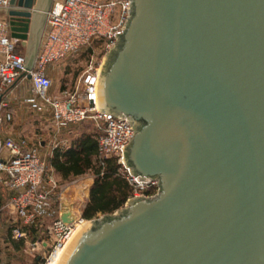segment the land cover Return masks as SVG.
Wrapping results in <instances>:
<instances>
[{
    "label": "water",
    "instance_id": "1",
    "mask_svg": "<svg viewBox=\"0 0 264 264\" xmlns=\"http://www.w3.org/2000/svg\"><path fill=\"white\" fill-rule=\"evenodd\" d=\"M51 3L8 2L20 79ZM96 98L130 117L123 162L158 193L87 220L56 264H264V0H130Z\"/></svg>",
    "mask_w": 264,
    "mask_h": 264
},
{
    "label": "built area",
    "instance_id": "2",
    "mask_svg": "<svg viewBox=\"0 0 264 264\" xmlns=\"http://www.w3.org/2000/svg\"><path fill=\"white\" fill-rule=\"evenodd\" d=\"M8 2L0 0V10L7 7ZM129 7L130 0H52L33 65L27 71L29 78H25L34 95L28 105L32 111L49 115L52 123L48 140L50 152L67 143L66 139L59 138L61 132L84 121L93 123L99 130L97 156L100 164L106 158L116 159L119 173L133 186L128 199L152 198L158 193L157 181L138 179L123 162V150L134 134L130 117L100 110L96 98L104 56L99 61L95 59L93 47L99 46L107 52L115 44L127 21ZM16 48L17 41L10 37L7 21L0 18V93L26 71L24 54ZM81 49L87 58L84 67L71 79L73 68L65 64L63 76L66 81L60 82L55 95H50L52 78L46 71L48 66ZM2 127L0 114V150L5 152L0 157V174L10 193L7 208L20 224L13 229L12 238L23 244L24 253L36 254L35 259L49 264L53 254L63 249L78 230V224L87 220L75 217L64 223L59 218V211L51 224L42 227L41 219L52 213L50 197L56 187L50 176L46 185L43 183L46 156L40 152L39 142L33 143L24 137L18 140L6 137L1 132ZM30 228L34 229L33 233Z\"/></svg>",
    "mask_w": 264,
    "mask_h": 264
},
{
    "label": "trees",
    "instance_id": "3",
    "mask_svg": "<svg viewBox=\"0 0 264 264\" xmlns=\"http://www.w3.org/2000/svg\"><path fill=\"white\" fill-rule=\"evenodd\" d=\"M65 81V76H62L60 82ZM80 124L82 126L67 130L68 143L65 148L59 146L52 151L48 165L61 178L91 172L92 184L81 211V218L89 220L121 208L131 195L133 186L119 173L115 158L103 159V164H100L97 156V127L89 121Z\"/></svg>",
    "mask_w": 264,
    "mask_h": 264
},
{
    "label": "rangeland",
    "instance_id": "4",
    "mask_svg": "<svg viewBox=\"0 0 264 264\" xmlns=\"http://www.w3.org/2000/svg\"><path fill=\"white\" fill-rule=\"evenodd\" d=\"M20 50V49H17ZM94 58L98 61L105 55L104 51L99 46L93 47ZM83 51H78L69 57H66L61 63L68 64L73 68L69 78L76 77L79 69L84 67L86 63V57ZM60 63V64H61ZM76 64L77 67H74ZM77 68V69H76ZM77 71V72H76ZM58 76V75H56ZM58 78V77H57ZM22 92L27 91V85L24 84L20 87ZM16 93V92H15ZM15 95V94H14ZM15 103L17 100L14 101ZM85 124V123H84ZM78 127L82 124H78ZM77 128L76 126L72 127ZM46 158V173L43 178L44 183L47 182V177L50 176L56 184L55 190L50 197L49 209L52 213L46 215L42 220V227H46L58 216L59 211H64V207L70 208L71 212L76 217H81V211L88 198L89 186L92 184V175L88 171L78 176H68L67 178H61L49 165ZM1 180V179H0ZM10 193L4 187L3 180L0 181V264H34L36 254L24 253L23 244L16 242L12 238V231L16 226H19V221L13 213L7 208L9 202ZM102 215V214H99ZM97 217V216H96ZM95 217V218H96ZM87 220V219H83ZM31 232H34L33 228H30ZM30 233V232H29ZM44 262V260H43ZM42 262V264H43Z\"/></svg>",
    "mask_w": 264,
    "mask_h": 264
},
{
    "label": "crops",
    "instance_id": "5",
    "mask_svg": "<svg viewBox=\"0 0 264 264\" xmlns=\"http://www.w3.org/2000/svg\"><path fill=\"white\" fill-rule=\"evenodd\" d=\"M7 7L0 10V18H4L5 20V11ZM16 49H20L17 51L25 55L26 44H22L17 41ZM60 63L61 62L52 64L48 66L46 70L48 75L52 78V86L48 90L50 95L56 94L63 76L65 63ZM24 84L27 85L28 89L27 91L22 92L20 87H22ZM1 93L3 94L0 101V114L3 120V127L1 131L2 134L15 140H18L20 137H24L30 142H39L40 152L45 154L46 158H49L52 153L49 151L48 147L52 123L48 113L41 114L39 112L32 111L31 108H29L28 100L34 96L31 92L29 81L25 78L18 79L14 84ZM15 100H17L16 103L14 102ZM67 133L68 131L61 132L59 138L63 140L66 139L68 143L69 138H67ZM65 146L66 144L61 147L65 148ZM4 155L5 152L0 150V157H3ZM0 179L3 180L2 174H0ZM44 185L46 184L44 183Z\"/></svg>",
    "mask_w": 264,
    "mask_h": 264
},
{
    "label": "bare ground",
    "instance_id": "6",
    "mask_svg": "<svg viewBox=\"0 0 264 264\" xmlns=\"http://www.w3.org/2000/svg\"><path fill=\"white\" fill-rule=\"evenodd\" d=\"M67 211H68V212H71L70 208H67ZM85 223H86V222L81 221V223L78 224V229L81 228ZM70 239H71V238H70ZM70 239H69V240H70ZM69 240H68V241H69ZM68 241H67V243H68ZM67 243H66V244H67ZM65 246H66V245H65ZM63 249H64V248H63ZM63 249H61V250L58 251L57 253L53 254V256L50 258V262H49V264H56L57 260L59 259L60 255H61L62 252H63Z\"/></svg>",
    "mask_w": 264,
    "mask_h": 264
},
{
    "label": "flooded vegetation",
    "instance_id": "7",
    "mask_svg": "<svg viewBox=\"0 0 264 264\" xmlns=\"http://www.w3.org/2000/svg\"><path fill=\"white\" fill-rule=\"evenodd\" d=\"M42 262V259H36L34 264H40Z\"/></svg>",
    "mask_w": 264,
    "mask_h": 264
}]
</instances>
